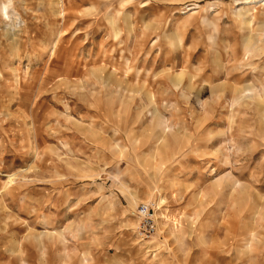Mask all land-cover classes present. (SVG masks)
Masks as SVG:
<instances>
[{
	"label": "rangeland",
	"instance_id": "1",
	"mask_svg": "<svg viewBox=\"0 0 264 264\" xmlns=\"http://www.w3.org/2000/svg\"><path fill=\"white\" fill-rule=\"evenodd\" d=\"M0 264H264V0H0Z\"/></svg>",
	"mask_w": 264,
	"mask_h": 264
},
{
	"label": "built area",
	"instance_id": "2",
	"mask_svg": "<svg viewBox=\"0 0 264 264\" xmlns=\"http://www.w3.org/2000/svg\"><path fill=\"white\" fill-rule=\"evenodd\" d=\"M138 223L136 225V235L141 239L152 237L157 229V219L152 207V203H140L137 207Z\"/></svg>",
	"mask_w": 264,
	"mask_h": 264
}]
</instances>
